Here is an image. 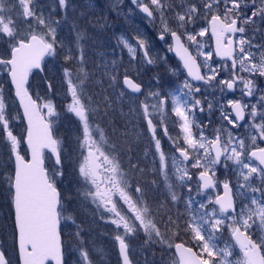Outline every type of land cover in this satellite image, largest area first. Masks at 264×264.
Listing matches in <instances>:
<instances>
[{"label":"snow or ice","instance_id":"snow-or-ice-1","mask_svg":"<svg viewBox=\"0 0 264 264\" xmlns=\"http://www.w3.org/2000/svg\"><path fill=\"white\" fill-rule=\"evenodd\" d=\"M130 2L153 26L159 20L158 39L168 43L170 38L168 50L180 57L191 81L203 82L206 88L219 93V99L208 103L207 109L219 112L220 124L211 135L205 134L207 125L196 120V113L205 110L202 101L195 98L201 88L187 79L181 88L167 94L149 92L136 109L130 108V113L146 124L155 149L152 155L159 158L166 191L164 200L153 206L145 188L130 182L119 155L112 154L115 146L108 147L102 123L108 119L111 103L103 93L93 95L90 91L91 78L83 70L82 34L77 31L75 40L67 45L58 39L61 20L56 17H67L71 0H53L47 8L40 0H0V45L5 53L0 57V71L6 70L10 77L27 121L26 136L18 137L13 121L20 118L19 114L13 116L9 111L0 88V143L7 149V158L0 163V187L5 189L11 209L10 235L17 264H65L62 220L75 226V238L82 234L75 218L65 215L66 198L59 187L58 178L64 175V146L53 135L50 118L57 116V111L53 99L47 98L49 92L55 96L54 85H42L45 94H37L35 99L28 86L34 70H45V57L60 55L68 100L66 111L78 123L75 139L82 157L78 173L85 187L77 195L94 205L93 211H99L101 219L107 214L105 222L114 226L122 264H132L128 237L142 232L145 245L171 249L172 239L180 230L191 235L200 251L176 243L177 264H232L230 246L221 248L217 244L219 234L225 230L243 253L238 264H264V147L260 146L264 144V0ZM206 36L214 41V52L203 50L198 38ZM134 39L135 45L124 37L120 43L133 58L141 50L144 62L154 63L148 42L140 35ZM192 46L196 56L189 51ZM197 57H203V62H198ZM122 83L126 91L120 92L121 97L126 92L143 95L141 84L127 73ZM118 84L113 67L109 86ZM148 98L154 102L148 103ZM169 103L175 118L172 123L178 125L182 143L169 134ZM194 127L198 133L194 134ZM240 128L247 130L245 136L237 134ZM159 132L172 141L178 153L171 157L170 166ZM22 143L27 145L24 154ZM53 158L54 163L46 164ZM128 163L130 171L143 174L139 163L131 159ZM190 168L198 170L194 195L189 183L193 179ZM221 169L225 177L222 180L218 177ZM220 187L223 194L213 196L212 191ZM239 197L244 200L238 208ZM180 206L184 213L177 211L173 215L172 208ZM79 253L78 264H93L83 243ZM0 264H12L2 244Z\"/></svg>","mask_w":264,"mask_h":264},{"label":"rangeland","instance_id":"rangeland-1","mask_svg":"<svg viewBox=\"0 0 264 264\" xmlns=\"http://www.w3.org/2000/svg\"><path fill=\"white\" fill-rule=\"evenodd\" d=\"M40 3L47 8L52 5L53 0H40ZM176 3H180V1L176 0ZM97 10H100L104 14L103 17H97L100 20L98 23L101 24L103 28L101 30H95L100 34V36L94 37L93 42L96 41L97 46L99 47L107 44L110 46L111 51L109 54L107 49L105 51L104 49H101L98 53H96L98 54L97 56L89 57L87 56L89 37L85 34L84 30L81 29L80 25L76 23V19L72 17V15L81 19L85 16L82 12L91 13ZM108 12H110L112 17L109 21V29L106 28V23L102 21L103 19L106 21L105 16ZM56 18L61 20V24L57 29L58 39L63 41L66 45L75 40L77 31H79L83 36V39L81 40V46L85 52V65L83 70L86 71L91 78L90 91L92 94L97 95L95 86L93 85V83H96L100 88L97 92L103 93L104 96L108 97L111 103L108 119L102 123V127H104L107 132L106 139L109 140L108 147L111 148L112 146H115L116 148V152L112 154L119 155L121 159L122 154L125 155L122 143H126L132 136L129 132L130 129L135 131V136H141V133L144 135V130L147 134L145 123L142 119L135 117L134 114L130 113V108L136 109L139 102L144 101L145 98L148 97L149 92L167 94L181 88L187 79V77H183L181 74L182 69H179L174 61H172L170 51L168 50L170 40L168 43H165L164 41L160 42L158 40L159 20L156 21V26H153V24L146 17L140 14L139 9L136 8L135 5L131 4L130 0H100V2L97 3L94 2V0H71V7L68 11L67 17L65 18L62 15H57ZM198 30L199 28H197V31ZM137 35L142 36L148 42L150 55L153 58L154 63L147 64L144 62L141 50H137L136 56L133 58L127 48L120 43L121 37H124L129 39L130 42L135 45L136 41L134 38ZM198 39L204 45V51H212L209 45L208 36ZM118 45L120 56L119 60L121 59L119 66H117L116 56V47ZM191 48L196 56L197 53L195 46H192ZM4 55V48L0 45V57H3ZM198 58L200 59V63H202L203 57ZM213 59L216 60L215 57H213ZM62 66V55L55 58L46 57L43 64L45 70L41 74L33 73L31 75L29 90L35 97L37 94L43 97L45 94V87L42 85L51 83L54 85L55 89V96L53 97L52 93L49 92L47 98L53 99V102L56 105L57 116L50 118L53 125L52 130L55 138L60 139L64 146V175L63 177L58 178L59 187L66 198L65 206L68 211L65 215H72L76 220V224L80 225L82 228L81 236L79 238H75L72 234L76 232V228L71 224V221H61L60 229L61 238L65 246V264H78V261L80 260L79 248L82 243L89 251L93 264H120L116 251L117 242L114 240V226L105 222L107 214H105V219H101L100 212L93 211L95 206L91 205L90 202L82 201V198L77 195L78 191H82L85 187L78 173V167L82 162V157L80 155V150L76 145L75 139L78 129L77 120L71 113L66 111L68 100L65 99V87L62 80ZM113 67H115V75L119 81V100L114 92L117 88L116 85L112 87L109 86V76L113 74ZM125 73H127L130 78H134L142 84L144 90L143 95L140 97H134L128 94L124 97L120 96V92L123 90L120 86V81L121 78L124 77ZM8 83L6 70L0 71V88L3 89V95L5 97L6 104L9 106V111L13 116L19 114V117L21 118L17 105H14L15 102L11 96L12 92ZM194 86L201 88V93L195 96L196 99H200V97H202L207 103H211L219 99V93L216 92L215 89L206 88L203 84L202 86ZM214 92L215 95H213ZM147 102L151 104L154 101L151 98H148ZM204 108L205 110L203 113H196V120L207 125L204 128L205 134L211 135L214 129L220 124V115L218 111H214L215 117L213 120V112L210 113L207 106H204ZM170 109L171 104L169 103L167 109L169 113V134L175 140L182 143V134H180L178 125L172 123V120L175 118L171 116ZM20 118L13 121L14 132L17 133L16 135L18 137H23L24 126L21 125L20 127L17 123ZM45 118L49 119L48 117ZM209 120L211 121V124H208ZM113 124L117 125L119 128V131L114 133L116 136H114L113 132L110 131L114 128ZM236 131L240 136H245L247 134V130L244 128H240ZM193 132L194 134L198 133V128L194 127ZM158 134L161 140L165 139L166 144L171 146V151L167 152L170 166L171 157L175 155L172 148V141H170L167 137H164L162 132H159ZM131 143L136 142L131 141ZM146 143L147 144H144L145 149L139 151L137 143L135 146H130L129 142L128 145L130 150L127 157H129L133 163H139L140 167L144 170L143 174L139 172L137 173L140 175L139 177L144 175L146 178L145 181H148L147 183L151 184L148 189L149 194H147L146 198L150 204L155 206L159 203L156 198H158L160 202L164 200L166 188L163 184V178L159 171V158L158 156L154 158L152 155L155 149L150 143V139ZM24 152L25 150L22 151V153ZM6 158L7 149L4 147V144L0 143V163H3ZM46 162H48V164L54 163L53 160H46ZM122 167L127 173L130 172L129 166H125L122 163ZM189 170L192 172H198L196 169L190 168ZM2 171L3 169L0 168V172ZM131 173L134 174L132 171ZM169 174L171 175V172ZM128 176L131 183H138L136 182L138 181L136 180V177L129 173ZM218 177L221 180L225 178L223 175V169H221L218 173ZM232 179L233 181L235 180L234 177H232ZM190 183L192 185L194 195L197 191L196 183L193 180H191ZM256 183L258 184L259 181H256ZM145 191L147 190L145 189ZM233 192H236L235 187L233 188ZM216 194L217 192L212 191L213 196ZM185 196H187L186 190ZM200 198L203 199V197ZM242 200H244V197H239L237 200L238 208L240 206V201ZM246 202L247 201H245V203ZM8 205L9 201L6 191L3 187H0V244L3 245V248L11 257L12 264H17L14 254L15 248L10 235L11 226L8 225L9 219H7V215H5ZM171 211L172 214L175 215L177 211L184 213L185 210L183 206H180L178 209L173 207ZM180 234L181 233H179L178 236L173 237V244L175 239L180 237ZM229 234L230 232L227 230L221 233L223 238H228ZM186 235L190 234L186 233ZM136 236H138V238H136ZM229 241L231 242V240H223L222 243L229 245L232 250V246ZM127 242L129 244V256L134 264H161L162 260L159 256H164L166 258L167 262L165 264H172V259L168 258L166 255V253L172 250V248L168 249L166 246L159 244L152 245L151 247L145 245L142 232L128 237ZM193 243L195 244L196 242ZM222 243L221 246L224 247ZM154 250L158 251L154 253ZM242 259L243 258L241 257V260Z\"/></svg>","mask_w":264,"mask_h":264},{"label":"trees","instance_id":"trees-1","mask_svg":"<svg viewBox=\"0 0 264 264\" xmlns=\"http://www.w3.org/2000/svg\"><path fill=\"white\" fill-rule=\"evenodd\" d=\"M94 2L97 3V2H100V0H94ZM82 13H84L85 16L83 18H81V19L77 18L74 15H72V17H74L76 19V23H78L80 25L81 29H83L85 34L89 37V43H88V48H87V56L93 57L101 49H104V51L107 49V52L110 54L111 50H110V46L109 45L106 44V45H103V46L99 47V46H97L96 41L93 42V38L94 37L100 36V34L97 31H95V30H101L103 28V26L98 23V22H100V20L97 18V17H103L104 16L103 12H101L100 10H97V11L91 12V13H87V12H82ZM105 18H106V21L104 19L102 21H104L106 23V28L109 29V21L112 18L111 15H110V12H108L106 14ZM172 60H173V58H172ZM93 85L95 86V89L97 91L98 88L96 87V85L94 83H93ZM97 94L99 95L100 93L98 92ZM14 105H15V103H14ZM114 122H115V120H114ZM110 131H112L113 134H114V133L119 131V128L117 127V125H114V128L112 130H110ZM129 132H130V134H132V136L128 139V141L126 143L125 142L122 143L125 155L122 154L121 159H122V163L125 166H129V163H128L129 162V157H127V154L129 153L130 149H129L128 143L130 142V146H135L136 143H137L139 151H141V150L145 149V145L144 144H147L146 142L149 141V135L146 134L145 130H144V135H143V133H141V136H139V135L135 136L134 135V132H135L134 130L130 129ZM113 134H112V136H113ZM114 136H116V135L114 134ZM131 141H135L136 143H131ZM128 173L133 175L134 177H136L137 178L136 180H138L136 182H138L142 187H144L147 190L146 191V196H147V194H149L148 189L150 188L151 184L147 183L148 181H145V179H146L145 176L141 175V177H139L140 175L137 172L132 174L131 171H130Z\"/></svg>","mask_w":264,"mask_h":264},{"label":"flooded vegetation","instance_id":"flooded-vegetation-1","mask_svg":"<svg viewBox=\"0 0 264 264\" xmlns=\"http://www.w3.org/2000/svg\"><path fill=\"white\" fill-rule=\"evenodd\" d=\"M180 2H181V0H179ZM208 39H209V37H208ZM209 45H210V47H211V49H212V51H213V42H212V40H210L209 39ZM189 51L195 56V54H194V51L192 50V48L190 47L189 48ZM98 54H96V55H94V56H97ZM116 56H117V66H119V45L116 47ZM215 57V56H214ZM197 59H198V61L200 60L198 57H197ZM216 60H219V59H216ZM172 61H174V60H172ZM200 62V61H199ZM174 63L179 67V69H181V65L179 64V62H175L174 61ZM202 71H203V69H202ZM181 74L183 75V77H186L185 76V74L183 73V70H181ZM188 79V78H187ZM189 80V79H188ZM166 81V80H165ZM190 81V80H189ZM203 84V83H202ZM202 84H200L199 86H202ZM95 85L98 87V89H100L99 88V86L95 83ZM204 85V84H203ZM116 87L118 88H116V90L114 91L115 92V95H116V97L118 98L119 97V84L118 85H116ZM96 93H98L97 91H96ZM98 95V94H97ZM118 100H119V98H118ZM200 100L203 102V104H204V106H207L208 105V103L206 102V100L205 99H203L202 97H200ZM214 117H215V114H214V111H213V120H214ZM18 126H20L21 127V125H22V123H21V121L20 120H18ZM24 126V125H23ZM15 134H17L16 132H14ZM24 136V135H23ZM161 144H162V147H163V149H164V151H165V153H166V155L168 154L167 152L168 151H171V146H169V145H167L166 144V140L164 139V140H161ZM3 146V145H2ZM260 146H262V147H264V144H260ZM5 147V146H4ZM172 148H173V151H174V154L176 155V156H178V154L175 152V150H174V147H173V145H172ZM25 150V148H24V145H23V143H22V145H21V153H22V151H24ZM158 162V161H157ZM156 162V163H157ZM191 173H192V175H193V181L196 183V177H197V175H198V172H196V171H190ZM190 183V182H189ZM197 188V187H196ZM214 192H217V194H219L220 193V188H218V189H216V190H213ZM156 200L160 203V201H159V199L158 198H156ZM237 207H238V203H237ZM10 213H11V209H10V205H8V208L6 209V213H5V215H7V219H9V221H8V225L9 226H11V218H10ZM180 237H177L176 239H175V241H174V244H173V247H172V250H170V251H168L167 253H166V255H167V257L168 258H171L172 259V264H177V262H178V259H177V257H176V255H175V252H174V245L176 244V243H184L185 244V246L186 247H191L192 249H193V251L194 252H197V253H199V247L197 246V244L195 243H193V242H195L192 238H191V235H186V233L184 232V230H180ZM220 236H219V238H218V240H217V244H218V247H222L221 246V243L223 242V240L224 241H227V240H231V242L229 241V243L231 244V246H232V256L231 257H229V259L231 260V262H232V264H238V262L239 261H242L241 260V257L243 258V253H242V251L240 250V248H239V245H237L235 242H234V240L231 238V234H229L228 235V238H223V236L221 235V234H219ZM229 236H230V239H229ZM136 238H138V236H136ZM254 240H256L257 239V236L256 235H253V237H252ZM227 239V240H226ZM222 245H224L225 246V244L224 243H222ZM158 250H154L153 252L154 253H156ZM163 251V250H162ZM161 251V252H162ZM14 254H15V257H16V262H17V251H16V249H15V251H14ZM159 254V253H158ZM163 255H165V254H163ZM9 256V255H8ZM10 257V256H9ZM130 258V257H129ZM159 258L162 260V263L161 264H165L167 261H166V258L164 257V256H159ZM10 259H11V257H10ZM130 260H131V258H130ZM132 261V260H131ZM132 264H134V262L132 261Z\"/></svg>","mask_w":264,"mask_h":264},{"label":"water","instance_id":"water-1","mask_svg":"<svg viewBox=\"0 0 264 264\" xmlns=\"http://www.w3.org/2000/svg\"><path fill=\"white\" fill-rule=\"evenodd\" d=\"M141 13H142V12H141ZM142 14H143V13H142ZM143 15H144V14H143ZM212 42H213V51H214V41L212 40ZM171 53H172V55L174 56V58H175L176 60H178V61L181 63V66H182V68H183V62L180 60V57L176 54L175 51H171ZM216 58L219 59L218 57H216ZM183 70L185 71V74L187 75V70L184 69V68H183ZM34 71L41 72V71H39V70H34ZM7 76H8V75H7ZM187 77H188V76H187ZM188 78L191 80L190 77H188ZM8 81H9L10 88H11V90H12L13 98H14V100H15L16 103H17L18 109L20 110V113H21V116H22V119H23V122H24V125H25V134H24V136H26L27 121H26V119L23 118V109H22V107L20 106L19 99L15 96V89H14V87L11 85L10 77H9V76H8ZM122 82H123V79H122ZM192 82L195 83V84L203 83V82H199V81H192ZM122 86H123V83H122ZM124 90H125V89H124ZM125 91H126V90H125ZM133 95H135V94H133ZM135 96H137V95H135ZM24 145H25V147H26V149H27V145H26V143H24ZM45 152L48 153L47 150H45ZM48 154L50 155V153H48ZM177 154H178V153H177ZM53 160H54V158H53ZM222 194H223V188L221 187V193H220V195H222ZM234 242H235V241H234ZM116 250H117V254H118L119 260H120V264H122V259H121V257L119 256V247H118V243H117V245H116ZM174 252H175V247H174ZM175 255H176L177 259H178V255L176 254V252H175Z\"/></svg>","mask_w":264,"mask_h":264}]
</instances>
